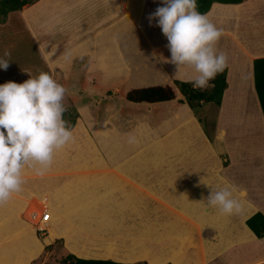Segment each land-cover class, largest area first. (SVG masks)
Here are the masks:
<instances>
[{
	"label": "crops",
	"instance_id": "0c3cea01",
	"mask_svg": "<svg viewBox=\"0 0 264 264\" xmlns=\"http://www.w3.org/2000/svg\"><path fill=\"white\" fill-rule=\"evenodd\" d=\"M158 6H163L161 0H35L8 13L2 24L12 26V33L23 25L39 66H24L13 74L0 69V84L22 83L29 75L46 72L73 98L79 116L71 129L73 140L55 153L47 171L37 175L26 167L22 190L0 205V264L3 249L13 241L5 237L17 234L19 241L28 231L22 213L31 202H36V212L50 213L45 238L50 243L63 238L79 258L133 264L142 252L121 257L104 242H98L103 247H84L82 242L84 233L109 224L96 218L109 201L136 198H155L177 211L175 222L171 212L164 215L163 236L158 239L167 251L148 259L150 264H160L163 258L173 264H207L219 254L221 264H264V238L258 239L246 225L254 214L264 216V116L253 78L254 60L264 58V0L213 3L204 14L223 30L215 47L227 55L226 89L211 119L212 136L192 110L171 126L186 113L176 110V101L147 105L153 109L147 120L158 115L162 120L153 133L160 128L163 133L146 144L153 152L146 167L133 163L137 156L113 161L119 147L116 137L134 141L137 136V125L126 112L125 91L174 80L189 82L194 75L189 67L177 69L167 62L168 41L156 21L150 26L147 19ZM82 89L87 90L83 95ZM113 89H121L119 98L108 97ZM108 100L118 105L108 107ZM225 185L234 188L241 205L230 216L205 201L211 188ZM204 231L210 234L206 240ZM152 236L155 239V232Z\"/></svg>",
	"mask_w": 264,
	"mask_h": 264
},
{
	"label": "clouds",
	"instance_id": "9594fccd",
	"mask_svg": "<svg viewBox=\"0 0 264 264\" xmlns=\"http://www.w3.org/2000/svg\"><path fill=\"white\" fill-rule=\"evenodd\" d=\"M147 17L156 21L168 43L167 60L180 68L192 69L194 89H207L210 81L227 66V55L217 52L216 43L223 30L197 11L196 0H161ZM10 56L9 52L4 53ZM7 59H0V69L7 70ZM66 89L48 73L40 72L22 83L0 84V205L22 190L23 172L32 168L43 175L52 165L54 155L73 140V132L63 119ZM207 205L230 216L240 211L234 188L225 185L212 189Z\"/></svg>",
	"mask_w": 264,
	"mask_h": 264
},
{
	"label": "rangeland",
	"instance_id": "374dc122",
	"mask_svg": "<svg viewBox=\"0 0 264 264\" xmlns=\"http://www.w3.org/2000/svg\"><path fill=\"white\" fill-rule=\"evenodd\" d=\"M17 22H19V20H17ZM16 29L17 31L12 33V26L8 23L6 25L0 23V59H7L10 62L9 67L7 68V71H9L7 73L9 74L15 73L18 69H21L24 66L29 67L32 70L35 66H39L37 52L23 25H17ZM126 31L127 30L124 29L123 33ZM6 51L10 53V56L5 57L4 53ZM80 91L83 95V93L87 90L82 89ZM119 91H121V89L110 90L108 97L111 98L117 96L119 98ZM72 99L73 98L69 97L65 92L62 102L66 111L69 110L67 108L73 106L74 103ZM107 102L110 104L108 107L111 106V108L114 107L113 105H118L117 103H113L111 100H108ZM102 106L106 107L107 105ZM190 109L198 113L208 136L211 137L214 133V127L212 126L213 121L211 119L215 118L217 109L216 106L209 103H204V105L199 106L196 103L191 102ZM141 137L142 138H140L139 134H137L134 141H129L119 136L116 137L115 141L119 147L117 152L118 154L115 153L116 158H114L113 161H125L130 159L131 156H137L132 159L133 163L135 165H142L143 167H146V163L148 162L147 159L153 152L148 150V146L141 145L140 141L146 140L144 134L143 136L141 134ZM97 146H100L99 143H97ZM115 154L110 155L115 157ZM144 174H147V171H145ZM145 179H147V176ZM143 196H145V194ZM173 206L174 205L170 206V204L164 206V201L155 198H136V200L109 201L105 209L100 211L102 215L96 217L104 218V220L109 222V224H105L103 222V228L97 226V231L84 233L83 236H85L86 239H84L82 243H84V247H103L98 244V242H104V247L105 245H108L106 247L111 246L113 249L119 250V254H117V256L121 257L127 253H132V251L142 252V254H140L135 260V264H150L148 259L158 257L161 251H167L166 248H160L158 238L163 236V226L165 225L166 218L164 215L171 212L174 216V222L175 218H178L177 211H175ZM35 209H37L36 202H31L29 208L22 213V217L26 220L30 229L28 228L26 233L22 232L23 234L19 241L17 240L18 238H15L17 234L5 237V240H9L13 237V241L8 247L3 249L1 262L4 261V264H63L62 259L66 257V255L72 254L67 249L63 238H56L53 242L51 241V243L47 241L45 238L48 235V231L45 235L36 234L39 240L36 239V230L29 221V215L32 212L31 210L35 211ZM25 226L28 227L27 225ZM204 230H206L205 227ZM154 232L155 239L152 236V233ZM140 233L146 234L147 238H141ZM198 235L200 237L201 234L199 233ZM202 235L204 240L208 239L210 236V234H205V231ZM55 240L58 241L55 242ZM43 245L44 249L42 251ZM194 250V248L187 249V251ZM198 251L205 252L206 250ZM81 254H83V252L78 253V255ZM74 256L77 257L76 255ZM217 258H219V260ZM11 260L12 262L10 263ZM222 261V254H219V256L216 255L212 259L208 260L207 264H221ZM160 264L173 263L170 259L163 258Z\"/></svg>",
	"mask_w": 264,
	"mask_h": 264
},
{
	"label": "trees",
	"instance_id": "16d2710c",
	"mask_svg": "<svg viewBox=\"0 0 264 264\" xmlns=\"http://www.w3.org/2000/svg\"><path fill=\"white\" fill-rule=\"evenodd\" d=\"M35 0H0V23H3L6 16L10 12L19 11L24 6L30 5ZM245 0H196L197 11L201 14H206L213 3L220 4H240ZM226 68L218 73L216 77L211 80L210 87L207 89H194L190 82H180L174 80L170 84L146 86L140 88H129L125 91L124 101L126 102L127 115L136 122L137 134L140 138L141 134L145 136L146 140L140 141L144 146L148 141L156 139L162 135V130H156V126L162 122L159 115L156 118H149L146 116L153 112L147 105L167 104L172 101L175 102L176 110H185V117L180 116L174 120L171 126H175L191 115V102L201 105L204 103L213 104L218 108L221 105L223 92L226 89ZM253 78L254 89L256 91L258 101L264 116V58L255 59L253 62ZM181 96V99L176 100V96ZM68 111L63 113V119L67 122L70 130L74 127L76 119L79 114L74 106H70ZM193 111V110H192ZM69 112V113H66ZM152 116V115H151ZM151 133H153L151 135ZM246 225L251 229L258 239L264 238V216L256 213L246 221ZM58 240H55V242ZM61 241V240H60ZM47 248V247H46ZM45 248V249H46ZM63 264H131L116 262L111 259H83L77 258L72 254L66 255L62 259ZM135 264V263H133ZM140 264V263H137Z\"/></svg>",
	"mask_w": 264,
	"mask_h": 264
},
{
	"label": "built area",
	"instance_id": "2783aa9c",
	"mask_svg": "<svg viewBox=\"0 0 264 264\" xmlns=\"http://www.w3.org/2000/svg\"><path fill=\"white\" fill-rule=\"evenodd\" d=\"M29 221L35 228L37 234L45 235L48 230V222L50 219V213L43 211L42 213L32 211L29 215Z\"/></svg>",
	"mask_w": 264,
	"mask_h": 264
},
{
	"label": "bare ground",
	"instance_id": "6f19581e",
	"mask_svg": "<svg viewBox=\"0 0 264 264\" xmlns=\"http://www.w3.org/2000/svg\"><path fill=\"white\" fill-rule=\"evenodd\" d=\"M218 14H219V13H218ZM215 16H216V15H215ZM47 231H48V233L50 232V228H49V227H48V230H47Z\"/></svg>",
	"mask_w": 264,
	"mask_h": 264
}]
</instances>
